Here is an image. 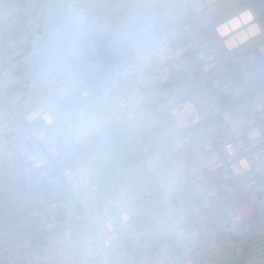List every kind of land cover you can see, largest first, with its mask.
Returning a JSON list of instances; mask_svg holds the SVG:
<instances>
[{"label":"built area","instance_id":"1","mask_svg":"<svg viewBox=\"0 0 264 264\" xmlns=\"http://www.w3.org/2000/svg\"><path fill=\"white\" fill-rule=\"evenodd\" d=\"M160 12L162 40L107 67L113 81L93 94L68 57L47 39H78L76 29L41 32L23 0H0V148L15 159L7 183L44 186L49 203L29 216L35 233L0 245V264H264V27L238 0H139ZM81 17L91 0H70ZM192 56L193 84L154 108V89L173 84ZM212 101L199 108L191 91ZM190 121L185 134L124 152L155 176L140 194L107 192L102 175L78 161L118 132L139 129L161 109ZM118 126L82 146L98 118ZM38 125V126H36ZM186 207L191 225L139 254L122 233L162 209Z\"/></svg>","mask_w":264,"mask_h":264},{"label":"crops","instance_id":"2","mask_svg":"<svg viewBox=\"0 0 264 264\" xmlns=\"http://www.w3.org/2000/svg\"><path fill=\"white\" fill-rule=\"evenodd\" d=\"M23 1L36 27L41 32L70 28L78 31V39L74 44H70L62 38L47 40L53 55L68 57L70 65L93 94L101 92L115 78V72L108 71L107 66L118 63L135 50L156 47L160 43V34L157 35V16L155 15L158 10L143 11L139 0H91L93 11L83 17L68 9L70 0ZM238 3L250 4L264 27V0H238ZM147 31L150 32V39H146ZM5 60L6 54L0 36V69ZM184 73L173 84L155 86L152 105L154 108L157 109L172 98L173 96H168L171 91L174 92L173 95H176L193 84L191 81L188 83V80L186 82V77L183 80ZM178 89L180 90L177 91ZM202 89L205 87L201 86L191 91L190 96L197 99V94ZM167 111L166 108L161 109L139 129H128L114 135L111 139L121 135L127 137L123 139L112 157L109 158L106 154L102 157L103 164L101 166L97 165V158L88 157L94 150L79 160L84 161L88 158L85 161L86 164L83 165L90 166L103 176L109 194L115 195L120 187L126 188L133 195L153 188L155 176L146 170L140 160L126 164L124 152L132 145H147L151 141L157 140V135L162 130L172 133L174 125L168 118ZM104 129L107 130L103 131ZM117 129L118 126L111 123L108 117L102 116L80 135L78 141L82 146H85ZM14 165L15 159L12 154L8 149L1 147L0 245L34 235L35 229L29 214L37 207L50 201L48 191L44 186L28 189L20 181L13 184L7 183L4 174ZM182 209H187V213L190 215V219L187 220V227H189L193 214L186 207ZM131 230L129 226L122 233V238L134 247Z\"/></svg>","mask_w":264,"mask_h":264},{"label":"rangeland","instance_id":"3","mask_svg":"<svg viewBox=\"0 0 264 264\" xmlns=\"http://www.w3.org/2000/svg\"><path fill=\"white\" fill-rule=\"evenodd\" d=\"M149 15V13H147ZM155 15L157 16V35L160 34V42L162 40V32L159 27V17L160 12H155ZM150 32L147 31L146 33V39H150ZM153 33V32H152ZM105 43V42H104ZM140 50V49H138ZM135 50L128 55L138 51ZM127 55V56H128ZM108 67V66H107ZM76 72V71H75ZM77 73V72H76ZM78 75V74H77ZM79 76V75H78ZM197 76V77H196ZM201 76V72L198 69L195 62L192 61V63L188 67V71H186L182 78L186 77L185 80L188 83L189 81L194 82L196 79H198ZM80 78V77H79ZM187 83V84H188ZM176 85V84H175ZM178 89L177 91H179ZM175 91V92H177ZM174 92L171 91L170 95L168 96H174ZM197 101L199 108H203L204 106H208L212 104V101L210 100L208 94L206 93L205 89H202L197 94ZM167 116L170 118L171 123H173V132L169 133L164 130L159 132V135H157V141L167 142L169 139L174 137L175 135H178L182 132H184L190 124V121L187 118L178 120L174 119L170 111H167ZM107 129H104L103 131H106ZM139 133V132H138ZM127 136L121 135L117 136L111 140H109L107 143L102 145V147H97L92 151V153L88 156L90 158H97V165L101 166L103 164V158L104 156H108L109 158L114 155L115 151L117 150L118 146L123 142V139H125ZM98 154V156H97ZM106 154V155H105ZM78 161L79 164H86L85 161ZM101 161V162H99ZM101 163V164H100ZM96 164V163H95ZM99 168V167H98ZM185 218V220H183ZM190 219V215L187 213V209H182L180 207H173L168 209H162L160 214L157 216H145L136 222H134L131 227V231L133 233V242L134 247L137 253L143 254L146 252H149L153 249L158 248L166 239L173 237L176 234H180L184 231V229L187 227V220ZM132 246V245H131ZM133 247V246H132ZM133 247V248H134ZM231 264V263H230ZM234 264L236 261H234Z\"/></svg>","mask_w":264,"mask_h":264},{"label":"trees","instance_id":"4","mask_svg":"<svg viewBox=\"0 0 264 264\" xmlns=\"http://www.w3.org/2000/svg\"><path fill=\"white\" fill-rule=\"evenodd\" d=\"M188 61H189V65L192 63V61L193 62H195V60H194V58L192 57V56H189V59H188ZM195 64H196V62H195ZM197 65V64H196ZM198 67V66H197ZM188 71V70H187ZM197 77V76H196ZM188 130L186 129L184 132H182V133H180V134H185L186 132H187ZM173 138V137H172ZM171 138V139H172ZM171 139H169L168 141H170Z\"/></svg>","mask_w":264,"mask_h":264}]
</instances>
